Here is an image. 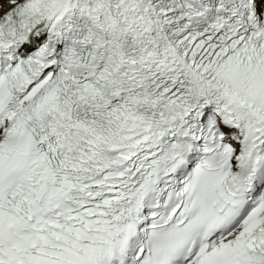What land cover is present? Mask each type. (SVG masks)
Listing matches in <instances>:
<instances>
[{
  "label": "snow or ice",
  "instance_id": "6c2138e0",
  "mask_svg": "<svg viewBox=\"0 0 264 264\" xmlns=\"http://www.w3.org/2000/svg\"><path fill=\"white\" fill-rule=\"evenodd\" d=\"M0 264H264V0H0Z\"/></svg>",
  "mask_w": 264,
  "mask_h": 264
}]
</instances>
